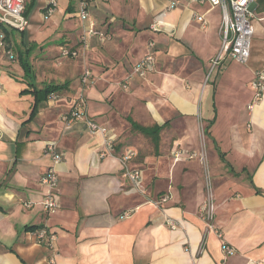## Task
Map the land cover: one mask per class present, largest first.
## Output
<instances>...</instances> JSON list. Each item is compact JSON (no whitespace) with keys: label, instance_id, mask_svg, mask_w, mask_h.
Here are the masks:
<instances>
[{"label":"crops","instance_id":"obj_1","mask_svg":"<svg viewBox=\"0 0 264 264\" xmlns=\"http://www.w3.org/2000/svg\"><path fill=\"white\" fill-rule=\"evenodd\" d=\"M48 5L31 0L23 30L3 27L0 264H264V93L255 100L252 86L264 67V0L250 7L245 63L221 53V10L207 2L91 0L89 17L105 37L84 31L78 0H56L50 15ZM83 34L85 59L58 64L63 46L80 51ZM148 52L154 69L122 87ZM85 67L94 77L86 87ZM50 85L57 90L33 112L30 91ZM79 102L113 135V150L82 121L65 128L63 116ZM48 141L62 156L57 164L43 151ZM176 149L186 153L173 162ZM126 151L128 167L140 171L137 185L124 175ZM51 165L59 205L47 215L40 178ZM205 176L213 228L199 216ZM40 230L55 235L51 247L36 240Z\"/></svg>","mask_w":264,"mask_h":264},{"label":"built area","instance_id":"obj_2","mask_svg":"<svg viewBox=\"0 0 264 264\" xmlns=\"http://www.w3.org/2000/svg\"><path fill=\"white\" fill-rule=\"evenodd\" d=\"M91 0H78V15L80 20L85 25V32L91 36L105 37L104 33L95 29V23L89 17L88 5ZM200 3L207 2L211 7H219L221 10V23L218 29V34L221 39V53L228 54L235 61L239 63H245L250 55L251 39L254 32L252 24V11L250 9L254 0H197ZM176 5V1L171 2L170 8ZM56 7V0H49V5L46 8V14L50 15ZM25 0H0V47L4 46L5 31L4 26L9 25L12 28L23 30L28 22L24 15ZM200 18V17H199ZM201 19V18H200ZM264 20V16L262 18ZM161 26V22L157 19L152 24L153 29H158ZM83 49L86 47V36L83 34L80 38ZM153 46V44H150ZM78 51L70 50L62 47L60 50V56L76 57ZM155 57L153 53L148 52L141 60H139L124 78L121 83L122 87H127L128 82L133 76L145 77L152 69H154ZM93 80V76L88 68H84L80 83L84 87L88 86ZM254 89V99L258 100L264 93V67L257 71L252 81ZM65 128H69L75 121H82L85 124L86 129L92 134H101L104 137L105 147L108 151L113 150L114 137L109 133L108 129L103 125L90 119L84 108V103L79 102L72 106L68 115L63 116ZM44 153L51 157L53 164H57L62 160L61 154L57 151V144L54 141L46 142ZM186 153L181 149H176L173 152V162L179 161ZM104 153H101L103 156ZM197 154L188 153L189 158H195ZM133 152L126 151L121 156V163L124 168V175L134 184L137 185L140 182V171L130 169L128 162L132 159ZM202 163L204 164V153L200 154ZM40 183L45 188V193L42 201L40 202L42 210L47 215L53 213L59 205L58 194V176L56 174L54 166L48 167L47 171L41 176ZM205 190L206 199L199 207V216L208 228H213L214 222V202L212 194V186L208 176H205ZM171 198L170 193H166L160 196L155 203L159 206L164 205ZM171 226L173 223L169 222ZM220 237L221 234L217 232ZM38 242H45L49 247L53 245L55 235L45 230H40L35 234ZM221 249L225 253H231L232 248L225 242H221Z\"/></svg>","mask_w":264,"mask_h":264},{"label":"trees","instance_id":"obj_3","mask_svg":"<svg viewBox=\"0 0 264 264\" xmlns=\"http://www.w3.org/2000/svg\"><path fill=\"white\" fill-rule=\"evenodd\" d=\"M31 7V0L29 1V4L25 3V10H24V14L26 15L28 10ZM57 90L56 86L50 85L45 87L42 90H36V89H32L30 92L34 95V99H35V103L33 106V112L36 110L37 104L39 102H41L43 99H46L51 93L55 92ZM27 92L26 90L21 91V93H25ZM40 228V227H39ZM29 230H35L38 229V227H29L27 228Z\"/></svg>","mask_w":264,"mask_h":264},{"label":"rangeland","instance_id":"obj_4","mask_svg":"<svg viewBox=\"0 0 264 264\" xmlns=\"http://www.w3.org/2000/svg\"><path fill=\"white\" fill-rule=\"evenodd\" d=\"M30 8H31V7H30ZM79 46H80V47H79V50H80V51L76 50V51H78L77 56H78L79 58H81V59H85V55H86V54L84 53V52H85V51H84L85 49H83V48L81 47V45H79ZM63 47H64V46H63ZM73 50H74V49H73ZM80 52H81V53H80ZM77 56H76V57H77ZM76 57H75V58H76ZM68 58H72V57L69 56V57H65V58L63 59V58L59 55V57H57V60H58V59H63V60H59L58 64H63L64 60H65V59H68ZM85 68H87V67H85ZM207 74H208V72H207ZM209 76H210V75H208V77H209ZM208 77H207V78H208ZM92 82H94V77H93ZM92 82H91V83H92ZM91 83H90V84H91ZM90 84H89V85H90Z\"/></svg>","mask_w":264,"mask_h":264}]
</instances>
